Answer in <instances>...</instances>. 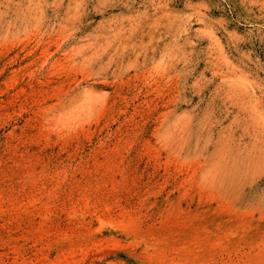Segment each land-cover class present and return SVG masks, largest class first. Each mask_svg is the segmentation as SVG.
<instances>
[{"label":"rangeland","instance_id":"374dc122","mask_svg":"<svg viewBox=\"0 0 264 264\" xmlns=\"http://www.w3.org/2000/svg\"><path fill=\"white\" fill-rule=\"evenodd\" d=\"M0 264H264V0H0Z\"/></svg>","mask_w":264,"mask_h":264}]
</instances>
